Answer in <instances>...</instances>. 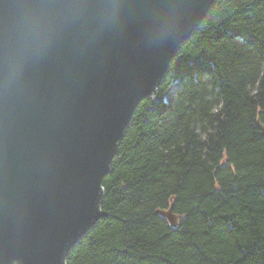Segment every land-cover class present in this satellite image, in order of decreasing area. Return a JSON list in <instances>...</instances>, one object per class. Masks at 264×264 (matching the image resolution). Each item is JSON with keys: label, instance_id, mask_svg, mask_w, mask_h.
I'll use <instances>...</instances> for the list:
<instances>
[{"label": "water", "instance_id": "water-1", "mask_svg": "<svg viewBox=\"0 0 264 264\" xmlns=\"http://www.w3.org/2000/svg\"><path fill=\"white\" fill-rule=\"evenodd\" d=\"M215 1L0 0V264H67L133 114Z\"/></svg>", "mask_w": 264, "mask_h": 264}, {"label": "trees", "instance_id": "trees-1", "mask_svg": "<svg viewBox=\"0 0 264 264\" xmlns=\"http://www.w3.org/2000/svg\"><path fill=\"white\" fill-rule=\"evenodd\" d=\"M264 0H216L144 99L67 264H264ZM178 217L172 226L159 210Z\"/></svg>", "mask_w": 264, "mask_h": 264}]
</instances>
